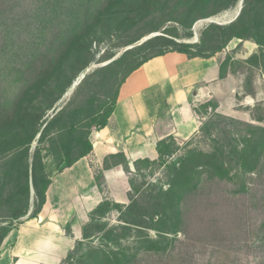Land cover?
I'll use <instances>...</instances> for the list:
<instances>
[{
    "label": "rangeland",
    "instance_id": "374dc122",
    "mask_svg": "<svg viewBox=\"0 0 264 264\" xmlns=\"http://www.w3.org/2000/svg\"><path fill=\"white\" fill-rule=\"evenodd\" d=\"M158 35L168 38L162 49L214 57L220 76L232 74L229 111L214 99L198 105L196 133L138 162L125 204L104 200L89 212L59 264H264V3L255 0H0V226L14 207L7 146L28 102L37 97L43 115L29 173L52 181L66 154L84 151L122 80L152 53L141 45ZM122 162L107 156L104 168ZM28 202L31 212L32 186Z\"/></svg>",
    "mask_w": 264,
    "mask_h": 264
},
{
    "label": "crops",
    "instance_id": "0c3cea01",
    "mask_svg": "<svg viewBox=\"0 0 264 264\" xmlns=\"http://www.w3.org/2000/svg\"><path fill=\"white\" fill-rule=\"evenodd\" d=\"M232 80L228 72L220 76L214 57L169 52L142 64L120 86L106 126L91 133L92 151L52 179L37 218L22 222L4 239L0 264H59L81 238L89 212L104 200L125 204L134 163L158 159L161 141H184L196 133L198 105L214 99L220 110L229 111L236 92ZM112 155L122 156L129 173L121 163L104 168ZM94 167L104 189L96 184ZM67 223L73 237L64 232Z\"/></svg>",
    "mask_w": 264,
    "mask_h": 264
},
{
    "label": "trees",
    "instance_id": "16d2710c",
    "mask_svg": "<svg viewBox=\"0 0 264 264\" xmlns=\"http://www.w3.org/2000/svg\"><path fill=\"white\" fill-rule=\"evenodd\" d=\"M255 2L257 4H261V3H264V0H255ZM258 12L256 13V17L258 16ZM254 28H255V24L253 23L250 25V30H252ZM159 41H161V44L159 43V44L153 46L154 43H157ZM166 42H168V38L165 36H159V35L149 39L146 42H144L141 45V48L147 47V45H152L150 48V51H152V53L149 54V56L142 59L136 66H134L128 72L127 76L120 83V86L122 85V83L126 80V78L132 72L137 70L142 64H144L145 62H147L148 60H150L152 58L162 56V55L167 54L169 52L184 53L190 58L200 57L197 55L189 54L186 50H169V51H167L165 49H162V46H165V47L167 46ZM156 48H158V49H156ZM155 50H158V51L155 52ZM202 58H205V57H202ZM82 71L83 70H81V72ZM81 72H79V73H81ZM72 81H71V83H72ZM71 83L69 84V87H70ZM120 86H119V88H120ZM119 88H118V90H119ZM118 90L116 93V99H117ZM36 99H37V97H33V99H31V101L28 102L31 104L30 105L31 106V108H30L31 113L28 116H27L26 112L24 113L23 121L18 124L17 128L15 129V133L12 134V136L10 137V141H9L8 146H7V150L11 153L10 160H9V174H8V176H9V180L12 182L11 184H12V187L14 189V191L8 197V201H10L14 207H13V209L11 211V215L9 217L10 218V220L8 222L9 224H7L5 226L4 225L0 226V248H1L3 240L8 236V234L11 231L17 229V225L21 224L23 222V219L24 220H30V219H34V218L38 217V214L41 212L42 207L45 204L46 191H47V189L51 183V179H49L48 177L37 176L35 174V168H33V166H31L32 172L29 173V166L30 165H29L28 159L30 157V145H31L33 139L35 138V136L37 135V133L39 131V128H38L39 126L37 123L43 117V115L40 116V114L38 115L37 113H35L36 109L33 108V105H34V102ZM116 99L112 103L110 111L105 113L103 118L97 123L96 131L101 130L102 128H104L106 126L107 121H108V119H109V117L113 111V108L115 106ZM168 140L173 141L172 138H168V139L161 141L157 144V152H158L159 157L161 154L164 153L163 152L164 150L160 149V148ZM3 141H4V136L0 135V152L2 150H4V145H3L4 142ZM83 146L85 148L84 151L81 153V155H79L74 160L71 161L68 158V155L67 154L65 155L64 166L62 167L61 170L71 167L77 160L87 156L92 151V144L90 143V141H85ZM221 152H223V151L221 150ZM213 155H215V154H213ZM143 161L150 162L149 160H143ZM139 162H141V161H139ZM137 165H138V162L134 163L135 170H137ZM122 166L124 168V171L126 173H129V170H128V167H127L125 161L122 162ZM219 170H221V168H219ZM30 182H31V185H30ZM31 186L34 190L35 203H34V207H33L32 211L29 212V210H28L29 209V202L28 201H29ZM99 206L100 205H98L97 208ZM157 216H159V215H157ZM11 220L17 221V223L15 225H11V222H10ZM133 225L139 226L138 224H133ZM143 227H146V225H143ZM166 233H168V231ZM82 234H83V239L85 241L89 236H86L85 232H83ZM79 243H82V242H79Z\"/></svg>",
    "mask_w": 264,
    "mask_h": 264
},
{
    "label": "water",
    "instance_id": "95a60500",
    "mask_svg": "<svg viewBox=\"0 0 264 264\" xmlns=\"http://www.w3.org/2000/svg\"><path fill=\"white\" fill-rule=\"evenodd\" d=\"M153 36H154V35H153ZM148 38H149V37L143 39L142 42L146 41ZM87 71H88V70L85 69V70H83L81 73H79V75H78V76L72 81V83H71V85H70V88L76 83L77 80L80 79L81 76L84 77L85 74L87 73ZM82 79H83V78H82ZM80 81H81V80H80ZM80 81H79V82H80ZM79 82H78V84H79ZM76 86H77V85H76Z\"/></svg>",
    "mask_w": 264,
    "mask_h": 264
},
{
    "label": "bare ground",
    "instance_id": "6f19581e",
    "mask_svg": "<svg viewBox=\"0 0 264 264\" xmlns=\"http://www.w3.org/2000/svg\"><path fill=\"white\" fill-rule=\"evenodd\" d=\"M78 81L71 87L72 89L77 85Z\"/></svg>",
    "mask_w": 264,
    "mask_h": 264
}]
</instances>
